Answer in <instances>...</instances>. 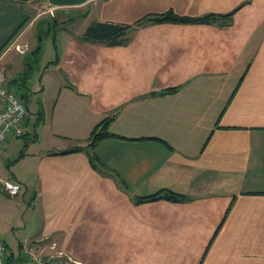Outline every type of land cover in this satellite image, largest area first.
<instances>
[{"label":"crops","instance_id":"0c3cea01","mask_svg":"<svg viewBox=\"0 0 264 264\" xmlns=\"http://www.w3.org/2000/svg\"><path fill=\"white\" fill-rule=\"evenodd\" d=\"M33 6L0 0V48L14 34L0 66L27 111L24 135L0 147V177L20 184L0 191L7 263L32 264L20 247L33 242L60 263L264 264V0H89L35 16ZM234 9L226 24L133 26L167 10ZM96 23L132 27L117 45L83 39ZM37 33L38 65L19 86ZM19 40L34 44L18 63ZM107 117L116 136L89 148ZM161 189L186 199L134 200Z\"/></svg>","mask_w":264,"mask_h":264},{"label":"trees","instance_id":"16d2710c","mask_svg":"<svg viewBox=\"0 0 264 264\" xmlns=\"http://www.w3.org/2000/svg\"><path fill=\"white\" fill-rule=\"evenodd\" d=\"M236 9L224 13V14H215V13H208L202 16L198 17H187V16H180L175 14L172 10H167L162 13H151L144 15L142 18L135 21L133 26L143 25L147 23H162V22H171V23H203V24H210V23H221L226 24L229 23L231 20V17ZM26 21V20H25ZM24 23V21H23ZM22 26V24H21ZM21 26L17 29L20 30ZM131 25H114V24H103V23H96L93 25H90L85 32L82 35V38L85 40H96V41H103L106 42L109 45H117L121 44L126 40V33L131 28ZM15 32V34H16ZM9 37V39L3 44V46L0 48V52L3 50L4 46L8 43V41L12 38ZM44 36L41 33H37L36 35V46L35 48L29 53L36 56H39L41 49H42V40ZM32 58V57H31ZM27 64L24 66V71L20 74V76L15 80L16 84L19 86L22 84L20 81H26L31 78V75L28 74L30 71L29 66L26 67ZM24 84V83H23ZM167 92H174L175 89H167ZM21 98L25 101L26 96L24 94L20 95ZM112 117H107L101 120L99 123H97L89 135V143L88 147L93 148L97 142H99L102 139L109 138V137H115L113 133H110L108 131L109 123L111 122ZM26 145L24 146V148ZM24 148L19 152L18 158L24 155ZM82 147H73L69 149L68 151H64L62 153H68V152H76L81 150ZM95 157L93 155L90 156V162L93 166H96L95 164ZM164 199L172 202H179L186 199L185 195L173 192L169 189H161L154 194L145 196V197H135V202H143V201H154Z\"/></svg>","mask_w":264,"mask_h":264},{"label":"built area","instance_id":"2783aa9c","mask_svg":"<svg viewBox=\"0 0 264 264\" xmlns=\"http://www.w3.org/2000/svg\"><path fill=\"white\" fill-rule=\"evenodd\" d=\"M54 8L50 7L49 11ZM16 50L23 52L20 46H16ZM25 101L14 90L7 87V81L3 68L0 66V147L10 138L21 137L24 135V122L26 118ZM20 190V184L0 177V191L10 196H15ZM21 253L32 264H80L78 262H56L51 258L42 256L38 252L33 242H25L21 244ZM0 264L7 263V248L0 237Z\"/></svg>","mask_w":264,"mask_h":264},{"label":"rangeland","instance_id":"374dc122","mask_svg":"<svg viewBox=\"0 0 264 264\" xmlns=\"http://www.w3.org/2000/svg\"><path fill=\"white\" fill-rule=\"evenodd\" d=\"M31 1V3L34 5L33 7H34V9L32 10V15H36V13H41V12H45V11H48V10H50V6H46V4H43L42 2H44V0H30ZM84 7L85 6H83V8H74V9H84ZM82 11V10H81ZM32 37H33V34H32V36H31V39H32ZM44 40H45V38H43V40H42V47H43V45L45 44V42H44ZM34 44V43H33ZM33 44H31L30 42H27V41H25V42H22V41H18L16 44H14V47H13V50L15 49V52H17V54H18V63L20 62V59L26 54V53H28L29 51H30V49H32V47H33ZM16 46H20V49H22V50H24L23 52H19V51H17L16 50ZM36 46V43L34 44V47ZM47 47V46H46ZM50 47V50H44L45 52H44V54H43V56H42V58H41V63H45V62H47L48 60L50 61L51 59H53V57H52V48H51V46H49ZM32 57V58H31ZM39 57L40 56H37V58H36V56L35 55H33V54H28L27 55V61H26V67L27 66H29V68H30V71H29V73L28 74H30L31 76H32V74H34V72H33V69L38 65V61H39ZM40 66V65H39ZM25 69V68H24ZM24 69H23V71H24ZM36 77H35V81H36ZM16 92H18V89H16Z\"/></svg>","mask_w":264,"mask_h":264},{"label":"water","instance_id":"95a60500","mask_svg":"<svg viewBox=\"0 0 264 264\" xmlns=\"http://www.w3.org/2000/svg\"><path fill=\"white\" fill-rule=\"evenodd\" d=\"M50 7H72L80 6L88 2L89 0H44Z\"/></svg>","mask_w":264,"mask_h":264}]
</instances>
